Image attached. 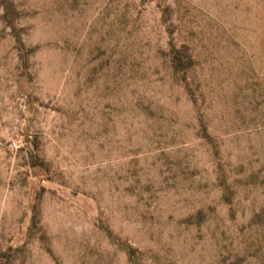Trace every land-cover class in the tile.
Segmentation results:
<instances>
[{
	"label": "rangeland",
	"instance_id": "1",
	"mask_svg": "<svg viewBox=\"0 0 264 264\" xmlns=\"http://www.w3.org/2000/svg\"><path fill=\"white\" fill-rule=\"evenodd\" d=\"M0 264H264V0H0Z\"/></svg>",
	"mask_w": 264,
	"mask_h": 264
}]
</instances>
